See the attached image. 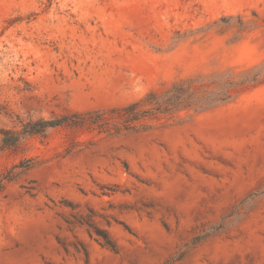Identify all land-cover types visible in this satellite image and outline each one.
I'll return each mask as SVG.
<instances>
[{
  "label": "rangeland",
  "instance_id": "rangeland-1",
  "mask_svg": "<svg viewBox=\"0 0 264 264\" xmlns=\"http://www.w3.org/2000/svg\"><path fill=\"white\" fill-rule=\"evenodd\" d=\"M2 180L0 264H264V0H0Z\"/></svg>",
  "mask_w": 264,
  "mask_h": 264
},
{
  "label": "trees",
  "instance_id": "trees-1",
  "mask_svg": "<svg viewBox=\"0 0 264 264\" xmlns=\"http://www.w3.org/2000/svg\"><path fill=\"white\" fill-rule=\"evenodd\" d=\"M192 93V88L187 81H178L164 93L151 92L146 99L141 102L130 104L122 109L111 111L115 117L123 121L125 129L134 127L135 123L151 115L152 113H168L176 110L186 97ZM148 105L150 109L145 110L143 106ZM108 114L105 112L94 111L89 113H75L65 115L60 118L50 120H38L25 125L23 134L34 135L44 134L49 128L70 127V128H93L100 132L106 130L108 124ZM3 142L8 146H14L19 142V136L10 131L2 132ZM5 186L4 180L0 181V191Z\"/></svg>",
  "mask_w": 264,
  "mask_h": 264
}]
</instances>
